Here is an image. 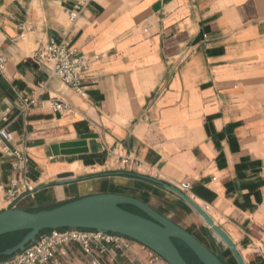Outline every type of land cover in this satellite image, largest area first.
<instances>
[{"label": "crops", "instance_id": "obj_1", "mask_svg": "<svg viewBox=\"0 0 264 264\" xmlns=\"http://www.w3.org/2000/svg\"><path fill=\"white\" fill-rule=\"evenodd\" d=\"M76 1L0 0V55L7 59L0 129L13 133L11 149L29 155L24 174L37 185L34 198L19 199L18 208L37 212L122 194L200 240L177 219L190 211L218 238L149 177L178 187L202 209L209 205L246 264H264V0H94L71 23L67 10ZM22 23L31 30L21 39ZM51 39L100 57L82 95L35 62ZM32 94L71 109L60 114L43 103L23 113L17 101ZM79 141L86 145L77 153L62 148L54 155V146ZM127 157L142 166L127 170L120 163ZM68 167L82 169L70 173L79 181L59 185ZM15 176L0 152V183ZM68 250L64 264H89L80 246ZM149 250L136 244L123 254L109 247L98 258L148 264Z\"/></svg>", "mask_w": 264, "mask_h": 264}, {"label": "water", "instance_id": "obj_2", "mask_svg": "<svg viewBox=\"0 0 264 264\" xmlns=\"http://www.w3.org/2000/svg\"><path fill=\"white\" fill-rule=\"evenodd\" d=\"M87 135L83 139L91 138ZM85 141L54 146V155H59L60 149L67 148V153H77L75 148L85 147ZM86 152L85 149H80ZM73 174L65 173L59 176V185L73 184L79 179H72ZM171 191L189 205L204 221L214 234L225 243L237 264H246L231 237L215 223L213 218L199 207L195 201L178 187L167 182L144 177ZM123 206H132L142 214L129 212ZM60 229L95 230L104 233H114L128 237L155 252L169 264H189L184 258L176 242L186 246L200 264H224V262L192 233L177 223L161 215L149 204L122 194H95L79 200L58 206L31 212L21 208H9L0 212V238L16 233L27 232L23 239L0 252L1 257H10L22 252L45 231Z\"/></svg>", "mask_w": 264, "mask_h": 264}, {"label": "built area", "instance_id": "obj_3", "mask_svg": "<svg viewBox=\"0 0 264 264\" xmlns=\"http://www.w3.org/2000/svg\"><path fill=\"white\" fill-rule=\"evenodd\" d=\"M93 1L77 0L73 8L67 10L70 22L75 23L80 18L83 9ZM30 30L31 27L27 24H20L19 37L24 38ZM99 58V56L90 57L78 53L65 40L58 42L53 39L41 44L34 56L38 65L51 71L64 86L78 95L85 92V82L89 77L91 64ZM6 64L7 59L0 55V73H3ZM43 87L44 84L38 85L39 89ZM43 103H48L53 112L60 114L71 109L70 104L65 101L57 98L42 101L39 96L34 94L20 98L17 101V106L23 113H28ZM13 139V133L6 128L0 129V152L3 157L11 160L12 172L16 175L7 184L0 183V212L11 207H18L19 199L24 196L34 198L37 191V185L24 174L30 160L29 155L25 151L11 149L9 143ZM120 163L129 171H134L135 168L142 166L140 161L133 160L131 157L121 158ZM203 210L209 214L211 207L204 205ZM136 244L139 243L114 233L81 229L50 230L41 233L24 251L0 259V264H64L62 260L69 256L68 248L71 245L80 246L84 255L90 258L89 264H101L98 256L107 248L110 247L123 254H128ZM149 251L148 264H169L155 252Z\"/></svg>", "mask_w": 264, "mask_h": 264}, {"label": "rangeland", "instance_id": "obj_4", "mask_svg": "<svg viewBox=\"0 0 264 264\" xmlns=\"http://www.w3.org/2000/svg\"><path fill=\"white\" fill-rule=\"evenodd\" d=\"M88 171V170H87ZM123 208L129 212L142 214L138 209L132 206H123ZM186 218H180L177 216V219L181 222V224L186 225L189 230H191L202 242L205 244L209 249H211L217 256L224 262V264H237L236 260L232 256L231 252L226 249L225 243L218 237L217 239L211 236L207 232L206 228L201 226L200 218L195 216L190 211H184ZM15 240L14 236L7 235L0 238V248L9 245L11 242ZM179 248L185 255V257L192 263V264H199L192 255V253L184 246L183 244H178ZM7 258V257H5ZM2 259V257L0 258Z\"/></svg>", "mask_w": 264, "mask_h": 264}, {"label": "trees", "instance_id": "obj_5", "mask_svg": "<svg viewBox=\"0 0 264 264\" xmlns=\"http://www.w3.org/2000/svg\"><path fill=\"white\" fill-rule=\"evenodd\" d=\"M27 234V232H22V233H16V234H12L11 236H14L15 237V240L13 242H11L9 245L7 246H4V247H1L0 248V252L4 251L5 249L7 248H10V247H13L14 245H16L17 243H19L23 237ZM177 245L179 244V242H176ZM187 248V247H186ZM188 249V248H187ZM189 250V249H188ZM190 251V250H189ZM182 252V251H181ZM191 252V251H190ZM192 253V252H191ZM183 254V252H182ZM193 255V253H192ZM184 258L188 261L189 264H192L186 257L185 255L183 254ZM194 256V255H193ZM195 260L198 262V260L196 259V257L194 256ZM2 259H5V257H2ZM200 264V263H199Z\"/></svg>", "mask_w": 264, "mask_h": 264}, {"label": "bare ground", "instance_id": "obj_6", "mask_svg": "<svg viewBox=\"0 0 264 264\" xmlns=\"http://www.w3.org/2000/svg\"><path fill=\"white\" fill-rule=\"evenodd\" d=\"M84 170V169H83ZM68 173H81L83 172L80 167H68ZM200 207V206H199ZM219 237V236H218ZM220 238V237H219ZM221 239V238H220Z\"/></svg>", "mask_w": 264, "mask_h": 264}]
</instances>
